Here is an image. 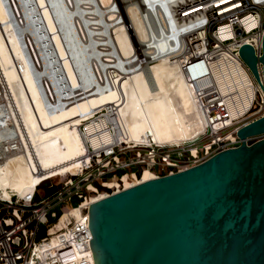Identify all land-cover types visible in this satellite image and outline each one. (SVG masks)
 <instances>
[{"label": "bare ground", "instance_id": "obj_1", "mask_svg": "<svg viewBox=\"0 0 264 264\" xmlns=\"http://www.w3.org/2000/svg\"><path fill=\"white\" fill-rule=\"evenodd\" d=\"M233 1L130 0L123 1L124 14L111 8L112 0H64L62 4L60 0H0V52L11 50L15 59V64L7 69L0 55V80L4 82L9 110L7 117L0 115V199L9 201L16 196L27 201L44 180L77 174L80 159L89 148L97 150L115 142L178 146L204 133L203 113L178 64L184 48L181 38L195 35L193 42L200 40L204 50V32L198 31L194 21L187 20L200 16L209 7L219 8V16L233 13L239 8ZM140 3L147 13L154 10L156 16L152 19L159 21L164 43L173 47L164 49L162 43L163 49L156 52L149 45ZM64 5H71L72 9L65 13ZM87 5H91L90 9L84 10ZM177 7L181 11L173 16ZM34 13L39 15L38 29L47 34L58 71L64 76L66 86L52 66L61 89H67L63 95L79 134L62 98L50 86L47 60L29 19ZM233 17H228L231 22ZM182 20L185 23L181 24ZM244 24L249 31L259 22L248 19ZM260 26L259 32L214 47L210 68L228 125L247 112L255 94L252 73L232 52L243 44L259 46L258 36L264 31L261 17ZM217 37L227 40L232 32L224 29ZM135 38L142 45L138 56L133 47ZM51 60L54 61L52 57ZM260 69L257 67L259 79ZM42 90L49 104L43 99ZM55 106L60 108L53 112L51 108ZM112 117L120 130L118 137L111 132ZM153 178L154 174L145 169L139 183ZM122 181L125 188L133 186L125 177ZM115 185L107 182L105 187ZM98 193L100 196H92L87 202L105 198ZM82 216L80 208H73L64 213L56 228L69 220L78 222ZM57 245L53 237L41 252L52 255ZM92 262L95 264L94 259Z\"/></svg>", "mask_w": 264, "mask_h": 264}, {"label": "built area", "instance_id": "obj_2", "mask_svg": "<svg viewBox=\"0 0 264 264\" xmlns=\"http://www.w3.org/2000/svg\"><path fill=\"white\" fill-rule=\"evenodd\" d=\"M63 1L60 0L61 4ZM233 4L239 5V8L233 13L219 16V8L209 7L202 11L200 16L187 20V22L194 21L198 31L204 32L202 41H207L204 50L201 49L200 40L193 42L195 35L181 38L184 48L181 50L182 58L179 59L178 64L184 80L203 113L205 132L178 146L134 145L115 142L97 150L89 148L86 156L80 159L81 167L77 174H66L44 180L27 201L19 200L16 196H11L9 201L0 199V264H93V255L87 242L86 225L89 220V206L99 200L88 203L92 196H100L98 193L100 192L106 198L128 189L123 185L124 177L133 186L143 183L139 182L145 169L154 174L152 179L154 180L182 172L217 153L239 146L240 140L237 137V131L264 116V92L261 89V87L264 88V80L261 75L260 87L247 69L252 76V84L255 89L254 100L239 122L233 121V124L228 125L226 124L222 97L212 76L211 58L214 56L215 46L234 43L241 36L259 32L260 17L264 23V0H234ZM205 5L207 4H202V6ZM89 6L91 5L84 6V10H89ZM71 9V5H64L65 13ZM180 11L177 7V10L172 12L173 16ZM234 14L236 15L234 16ZM230 16H234V21L229 20ZM248 19L258 21L259 24L247 31L244 22ZM180 23L183 24L185 21L182 20ZM224 29L232 32V37L220 40L217 36ZM263 33L264 31L261 36H258L259 46L248 44L253 47L257 57L261 54ZM241 46L235 47L232 53L243 64L238 53ZM48 63L46 71L50 74V86L54 94L61 98L63 90L66 89L63 87L61 90L58 89L55 76L51 75L52 71L48 68L53 66L58 71L55 61ZM257 67L259 70L261 65L258 63ZM58 73L61 84L66 86L64 76L59 71ZM37 79L40 85L41 81L38 77ZM5 91L4 82L1 79L0 115L4 113L7 117L9 110H7L8 101ZM40 92L43 99L49 104L50 101L46 93L43 90ZM57 107L60 108V106H55L51 108L52 111L55 112ZM110 120L114 126V129L111 130L112 135L118 137L120 135L118 124L113 117ZM263 137L264 135L248 137L245 140L246 145H251ZM55 180H58L56 184L53 183ZM107 182H115L117 186L105 187ZM45 183H48L46 188L40 190L39 188ZM50 190L51 193L46 196V192ZM76 207L81 209L82 219L78 222L69 220L65 226L56 228V224L64 213ZM48 216L53 220L52 222L48 221ZM40 226H45V237L37 239ZM53 237L57 239L58 245L54 248V253L47 256L41 250Z\"/></svg>", "mask_w": 264, "mask_h": 264}, {"label": "water", "instance_id": "obj_3", "mask_svg": "<svg viewBox=\"0 0 264 264\" xmlns=\"http://www.w3.org/2000/svg\"><path fill=\"white\" fill-rule=\"evenodd\" d=\"M238 53L264 80V33L259 57L248 44ZM262 135L264 116L237 131L238 147L89 206L94 263L264 264V138L245 142Z\"/></svg>", "mask_w": 264, "mask_h": 264}, {"label": "rangeland", "instance_id": "obj_4", "mask_svg": "<svg viewBox=\"0 0 264 264\" xmlns=\"http://www.w3.org/2000/svg\"><path fill=\"white\" fill-rule=\"evenodd\" d=\"M123 1L125 3H128L127 1H130V0H127V1L126 0H120V1H118V0H112V5L114 7H111V8L112 9L113 8L116 9L118 12H121L122 11V12H124V14H126L125 13V3ZM140 8H141V10L144 8V10H142V16H143V18L145 17L144 21H146L145 24H147L146 27H147V30H148V33H149V36H150V40H151L150 43H149V45L152 44L151 46L155 47V51L156 52H160L163 49L162 46H161V44L164 43V41H165V40H163L164 33H163V37H162V34H161L162 33V31L160 30V29H162L161 28V25H158L159 21H157V18L155 19V21H157V22H155L154 19H152L153 16L154 17L156 16L155 13H154V10H152V12H149L150 13L149 14V13H147L148 11L146 10V7L143 6L142 4L140 5ZM150 11H151V9H150ZM144 13H145V15H144ZM30 15H29V19H30L31 23L35 26L36 36H37L39 45H40L43 53L45 54V58L47 60V64L49 65L48 62H51V63L53 62L51 60V57H52L54 59L55 63H56L57 68L60 69L59 64L57 62V59H56V57H54L55 55L53 53V49H52L51 45L49 44V40L47 38L48 37L47 34L45 33V31H43V30L41 31V30L38 29V24H40V18H39L38 13H34V14H30ZM155 23L158 26H160V27H158ZM128 26L131 27L130 24H128ZM42 29H43V27H42ZM134 40L136 41V47L135 46H133V47H134L135 52H136V54L138 56L139 53L141 52L140 46L142 47V45L140 43H138L139 41L136 38ZM170 46H172V45L170 43H167V41L164 43V49L165 48H170ZM5 50H6V53H5ZM5 50H2L3 51L2 53L0 52L1 59H2V61L4 63L5 68L10 69L15 64V62H14L15 59L13 58L14 56L12 57L13 54H12L11 50H8V49H5ZM5 60H6V63H5ZM49 69H50V71H52L51 74H54L53 67H49ZM54 76H55V74H54ZM55 79H56V82H57L58 89L61 90V87H60V84H59L57 78H55ZM66 91H67V89H66ZM68 93H69V91H68ZM61 98H62V100H63V102H64V104L66 106V109L68 111V115H69V118L71 120V123L74 126L76 133L79 134L78 130L75 127L74 120H73V116H72L71 111H70V109H69V107L67 105V102H66L65 98H64L63 92H62ZM239 119L236 120L235 122L236 123L239 122ZM57 182H58V180H55L53 183L56 184ZM47 184L48 183L43 184L39 189L40 190L45 189L46 186H47ZM50 193H51V191H47L46 192V196L49 195ZM47 218H48V221L49 222H52L53 221L49 216ZM43 237H45V226H40L39 231H38V234H37V239H41Z\"/></svg>", "mask_w": 264, "mask_h": 264}, {"label": "trees", "instance_id": "obj_5", "mask_svg": "<svg viewBox=\"0 0 264 264\" xmlns=\"http://www.w3.org/2000/svg\"><path fill=\"white\" fill-rule=\"evenodd\" d=\"M51 191V190H50Z\"/></svg>", "mask_w": 264, "mask_h": 264}]
</instances>
